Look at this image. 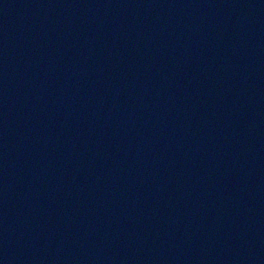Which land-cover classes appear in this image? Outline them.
<instances>
[{
  "label": "water",
  "instance_id": "water-1",
  "mask_svg": "<svg viewBox=\"0 0 264 264\" xmlns=\"http://www.w3.org/2000/svg\"><path fill=\"white\" fill-rule=\"evenodd\" d=\"M0 264H264V0H0Z\"/></svg>",
  "mask_w": 264,
  "mask_h": 264
}]
</instances>
